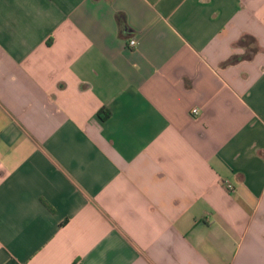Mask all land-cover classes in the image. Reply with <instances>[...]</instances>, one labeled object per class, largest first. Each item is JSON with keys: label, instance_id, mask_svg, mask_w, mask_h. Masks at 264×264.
Returning <instances> with one entry per match:
<instances>
[{"label": "crops", "instance_id": "1", "mask_svg": "<svg viewBox=\"0 0 264 264\" xmlns=\"http://www.w3.org/2000/svg\"><path fill=\"white\" fill-rule=\"evenodd\" d=\"M0 264H264V0H0Z\"/></svg>", "mask_w": 264, "mask_h": 264}, {"label": "trees", "instance_id": "2", "mask_svg": "<svg viewBox=\"0 0 264 264\" xmlns=\"http://www.w3.org/2000/svg\"><path fill=\"white\" fill-rule=\"evenodd\" d=\"M247 39L251 40V42H254V39H253L251 36H244V37H242V38L238 41V43H239V44H242V45H243V44L245 45ZM251 42H249V43H251ZM249 45H250V44H249ZM256 50H257V47H256V46H255V47H251V48H249V51H251L252 53L255 52ZM252 53H250V55H251ZM250 55L247 54L246 58H250V57H251ZM244 57H245V56H242V55H234V56H231L230 58H228L227 60H225V61L222 63V65L225 66V65H228V64L235 63V62L239 61L240 59H243Z\"/></svg>", "mask_w": 264, "mask_h": 264}, {"label": "built area", "instance_id": "3", "mask_svg": "<svg viewBox=\"0 0 264 264\" xmlns=\"http://www.w3.org/2000/svg\"><path fill=\"white\" fill-rule=\"evenodd\" d=\"M135 44V40L134 39H130L129 40V45L133 46ZM192 114H197V109L196 108H192L191 110ZM224 185L226 186V188L230 191L233 190V186L232 184H230L228 181H225Z\"/></svg>", "mask_w": 264, "mask_h": 264}]
</instances>
